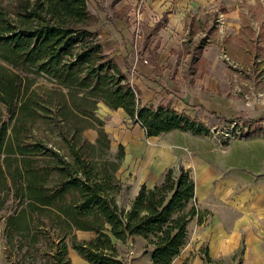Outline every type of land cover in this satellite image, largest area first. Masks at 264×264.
Returning <instances> with one entry per match:
<instances>
[{
  "label": "trees",
  "instance_id": "trees-1",
  "mask_svg": "<svg viewBox=\"0 0 264 264\" xmlns=\"http://www.w3.org/2000/svg\"><path fill=\"white\" fill-rule=\"evenodd\" d=\"M96 24L87 0H0V223L15 264H71L69 250L88 264H124L115 244L129 237L151 248L150 264H172L200 219L182 166L120 205L125 153L111 152L99 105L122 110L146 137L198 135L202 124L169 105H142ZM202 258L214 264L205 249Z\"/></svg>",
  "mask_w": 264,
  "mask_h": 264
},
{
  "label": "rangeland",
  "instance_id": "rangeland-1",
  "mask_svg": "<svg viewBox=\"0 0 264 264\" xmlns=\"http://www.w3.org/2000/svg\"><path fill=\"white\" fill-rule=\"evenodd\" d=\"M145 2L88 0L90 10L99 18L98 34L104 47L114 53L120 62L125 57L124 35L129 36L131 46L137 52H148L149 56H144L147 59L156 58L154 53L144 50L147 45L143 39H136L138 34L148 32L149 23L160 19L154 11L146 8ZM212 5L200 9L195 39L190 38L186 42L188 46L185 50L190 51L183 53L184 58L189 54L188 61L195 50L200 54L206 51L208 58L217 60L215 68L208 70L203 69L207 60L200 59V62L197 59V68L193 69L195 76L201 69V72L208 71L212 81V86L211 83L205 85L211 86L210 90H205L206 97L211 100L203 107L190 106L194 118L202 124L201 134L174 131L149 138L121 110L112 111L99 105L96 112L111 139V152H116L118 145L124 149L125 156L117 172V177L125 184L120 197L121 206H127L140 185L150 187L159 181L169 167L176 169L182 166L196 183V206L203 212V222L200 225L196 222L190 224L186 245L174 264L184 258L200 255L221 225L226 233H230L236 217L235 209L231 207L234 205L232 201L242 189L243 179H264V0H215ZM114 11L121 12L128 20H114ZM219 12L229 15L226 22L222 19V33L213 29L207 35L204 28ZM170 70L172 74L176 71L171 66ZM178 71L183 77L182 84H186L188 89L189 85L192 88L191 69L182 67ZM129 73L130 77L134 76L132 72ZM191 92L189 89L188 93ZM85 136L93 139L96 134L89 130ZM151 146L156 153L149 148ZM157 159H162L163 163ZM223 181H227L228 190L226 196H219L218 190ZM2 229L1 222L0 264H15L5 256ZM90 236L89 233L77 234L79 239ZM115 246L124 264L147 263L149 257L142 239L129 237L123 243L116 242ZM69 255L74 261L72 264H85L72 250ZM219 261V264H240L239 256L231 259L229 255Z\"/></svg>",
  "mask_w": 264,
  "mask_h": 264
},
{
  "label": "crops",
  "instance_id": "crops-1",
  "mask_svg": "<svg viewBox=\"0 0 264 264\" xmlns=\"http://www.w3.org/2000/svg\"><path fill=\"white\" fill-rule=\"evenodd\" d=\"M212 4H215V0H146V8L154 11L160 19L155 23H149L150 28H147L148 32L145 34H138L136 39H143L147 45L144 47V50H149V52L154 53L156 58L147 59L144 56H149L148 52L146 54L143 52H137L132 48V40H129V36L124 35L126 37L125 44L123 45L125 57H123L120 62L114 53L107 51L104 47L98 34L99 18L90 10L87 0L88 10L97 19V24L94 27H91V30L97 33L104 51L114 58L131 84L137 87L140 91L141 104L152 105L154 107L159 105H169L175 111L184 112L192 118H194V114L191 111V105H198L199 107L211 100L206 97L205 90L211 89L212 81L208 76V71L206 73L201 72V70L206 68L211 70L215 68L217 60L208 58L209 56H207L206 51L200 54L198 50H195L191 59L188 61L187 57L189 54L184 58L183 53L190 51L185 50V47L188 46L186 42L190 41V38L195 39V28L199 26L197 20L200 19V9H203L206 5L207 7H212ZM212 17L210 25L204 28L205 33L207 32V35L208 33L211 34L213 29L215 32L222 33V19L226 22L229 15L219 12V14H216L215 16L213 15ZM231 17H234V15H231ZM112 18L114 20H128L127 16H123L119 11H114ZM235 18H237V14ZM220 46L221 43H219V47ZM176 58L179 59L176 61ZM197 59H199L200 62L201 60L206 59L207 64L205 68L201 69L200 73L195 76L193 69L197 68L199 62ZM170 66L172 69L175 68L176 71L174 74L171 73ZM182 67L191 69V83H193V89L189 85V89L192 90L191 93H188L189 89L186 84H182L181 82L183 81V77L180 76L178 70ZM220 67H222V64H220ZM129 72H132L134 76L132 75V77H130ZM210 83L211 86H205ZM93 132L96 134L95 131ZM95 138L96 136L93 139H88L94 141ZM149 148L155 151V148L152 146ZM156 152L157 151H155V153ZM157 161L163 163L162 159H157ZM243 180L242 189L236 193L235 198L232 201L234 205L231 207L235 209L236 217L231 226L230 233H226L221 225L222 229L217 228L218 230H216L214 235L211 236L208 244L202 248V250L205 249L207 251L209 258L214 264H219V260L229 255H231L232 259L234 254L239 256L240 264H264V179L256 181H251L249 179ZM157 182L158 181L155 183ZM226 184L227 181L221 182L218 190L219 196H226L228 190ZM208 185L212 187L211 182H208ZM138 189L139 187L136 189L134 196ZM196 191L197 185L195 183V197ZM199 211V221L197 222L196 220H193L190 224L193 222H196L198 225L202 224L203 221L201 217L203 216V212H201V210ZM145 246L146 242L144 241V248ZM150 251L151 248L149 247L146 254L149 258L146 264H150ZM180 255L173 260L172 264H174L175 260H177ZM186 260L187 264H205L202 258V253L200 255H195L194 257L184 258L178 264H182ZM73 262L74 261H71V264ZM82 264L84 263L82 262ZM85 264L88 263L85 262Z\"/></svg>",
  "mask_w": 264,
  "mask_h": 264
}]
</instances>
